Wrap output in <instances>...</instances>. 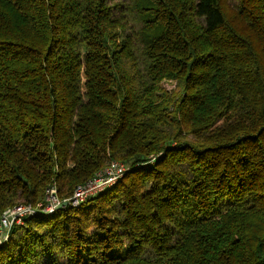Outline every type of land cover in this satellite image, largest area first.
<instances>
[{
    "label": "trees",
    "instance_id": "trees-1",
    "mask_svg": "<svg viewBox=\"0 0 264 264\" xmlns=\"http://www.w3.org/2000/svg\"><path fill=\"white\" fill-rule=\"evenodd\" d=\"M114 159L0 264H264V0H0V217Z\"/></svg>",
    "mask_w": 264,
    "mask_h": 264
},
{
    "label": "built area",
    "instance_id": "built-area-1",
    "mask_svg": "<svg viewBox=\"0 0 264 264\" xmlns=\"http://www.w3.org/2000/svg\"><path fill=\"white\" fill-rule=\"evenodd\" d=\"M126 172V164L114 159L92 178L77 186L73 194L65 200L59 199L56 187L52 186L47 189L43 203H20L7 208L0 217V244L9 238L13 226L23 223L26 217L39 213L52 214L65 201L73 207L80 206L86 199L112 188Z\"/></svg>",
    "mask_w": 264,
    "mask_h": 264
},
{
    "label": "rangeland",
    "instance_id": "rangeland-1",
    "mask_svg": "<svg viewBox=\"0 0 264 264\" xmlns=\"http://www.w3.org/2000/svg\"><path fill=\"white\" fill-rule=\"evenodd\" d=\"M116 3H123V5H126L127 3H129V0H115ZM167 87H173V84L167 83L166 84Z\"/></svg>",
    "mask_w": 264,
    "mask_h": 264
},
{
    "label": "water",
    "instance_id": "water-1",
    "mask_svg": "<svg viewBox=\"0 0 264 264\" xmlns=\"http://www.w3.org/2000/svg\"><path fill=\"white\" fill-rule=\"evenodd\" d=\"M69 203L67 202V201H65V202H63L60 206H59V208H62L63 206H67Z\"/></svg>",
    "mask_w": 264,
    "mask_h": 264
}]
</instances>
